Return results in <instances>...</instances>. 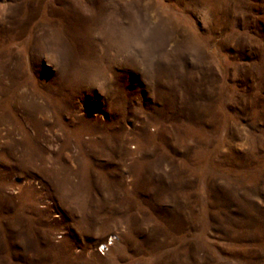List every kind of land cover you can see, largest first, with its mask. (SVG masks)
Segmentation results:
<instances>
[{
  "label": "rangeland",
  "instance_id": "obj_1",
  "mask_svg": "<svg viewBox=\"0 0 264 264\" xmlns=\"http://www.w3.org/2000/svg\"><path fill=\"white\" fill-rule=\"evenodd\" d=\"M0 264H264V0H0Z\"/></svg>",
  "mask_w": 264,
  "mask_h": 264
},
{
  "label": "bare ground",
  "instance_id": "obj_2",
  "mask_svg": "<svg viewBox=\"0 0 264 264\" xmlns=\"http://www.w3.org/2000/svg\"><path fill=\"white\" fill-rule=\"evenodd\" d=\"M21 100H24V99H21ZM24 102H25V101H19V100H18V104H19V103H24Z\"/></svg>",
  "mask_w": 264,
  "mask_h": 264
},
{
  "label": "built area",
  "instance_id": "obj_3",
  "mask_svg": "<svg viewBox=\"0 0 264 264\" xmlns=\"http://www.w3.org/2000/svg\"><path fill=\"white\" fill-rule=\"evenodd\" d=\"M104 249H105V247L102 250H104Z\"/></svg>",
  "mask_w": 264,
  "mask_h": 264
}]
</instances>
